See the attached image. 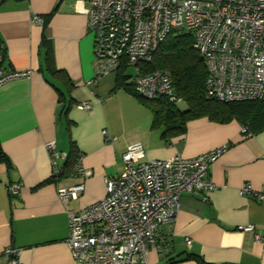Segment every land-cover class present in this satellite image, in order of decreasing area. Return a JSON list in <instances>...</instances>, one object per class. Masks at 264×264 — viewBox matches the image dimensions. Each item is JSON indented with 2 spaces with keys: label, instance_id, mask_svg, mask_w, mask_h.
I'll list each match as a JSON object with an SVG mask.
<instances>
[{
  "label": "crops",
  "instance_id": "crops-1",
  "mask_svg": "<svg viewBox=\"0 0 264 264\" xmlns=\"http://www.w3.org/2000/svg\"><path fill=\"white\" fill-rule=\"evenodd\" d=\"M85 7L78 0L0 2L3 66L31 71L0 86V142L12 163H0V264H7L8 246L21 249L20 264H84L67 242L69 212L106 196V179L123 171L122 155L134 142L145 145L146 160L194 158L228 145L210 166L216 188L183 194L174 220L149 248L148 264H264V202L240 193L244 184L264 191V129L244 132L238 119L222 123L203 115L188 121L184 134L164 138L153 112L118 86V71L98 75ZM34 15L44 22H33ZM131 68L127 84L137 76ZM83 101L91 109L80 108ZM52 141L67 153L58 177L47 148ZM77 164L92 175L75 176ZM79 182L85 190L63 203L59 188ZM12 184H20L18 194H10ZM248 224L261 241L238 229Z\"/></svg>",
  "mask_w": 264,
  "mask_h": 264
},
{
  "label": "built area",
  "instance_id": "built-area-1",
  "mask_svg": "<svg viewBox=\"0 0 264 264\" xmlns=\"http://www.w3.org/2000/svg\"><path fill=\"white\" fill-rule=\"evenodd\" d=\"M2 0H0L1 2ZM86 4L88 26L94 37L98 75L118 71L123 63L136 66L151 61L155 51L175 31L185 30L194 37V47L208 69L206 91L221 102L264 99V0H78ZM33 22L43 23L34 15ZM4 44L0 42V86L28 77L30 70L3 66ZM134 89L141 96L165 95L177 104L170 76L160 70L140 74ZM92 107L90 101L79 104ZM243 131H247L244 127ZM112 140L108 130H104ZM53 174L61 173L59 159L67 153L49 142ZM228 145L194 158L179 154L165 159L146 160L142 142L127 146L122 158L123 171L106 179L104 198L79 211L69 212L67 242L73 257L84 264H148L147 252L157 241L158 231L171 223L181 207L184 193L199 194L214 190L210 166ZM73 174L87 178L90 169L77 164ZM20 184L8 187L11 195L19 193ZM85 183L59 188L63 203L76 199ZM264 202V191L251 184L240 188ZM253 232L256 241L262 235L253 224L239 226ZM190 246L192 239L187 237ZM21 249L4 250L7 264H20Z\"/></svg>",
  "mask_w": 264,
  "mask_h": 264
},
{
  "label": "trees",
  "instance_id": "trees-1",
  "mask_svg": "<svg viewBox=\"0 0 264 264\" xmlns=\"http://www.w3.org/2000/svg\"><path fill=\"white\" fill-rule=\"evenodd\" d=\"M47 50L48 60H50V49ZM129 67L127 63H123L119 68L118 86L131 90L153 112V123L163 128L164 138L184 134L188 121L203 115L222 123L238 119L250 131L264 129V121H262L264 99L221 102L208 96L206 91L208 69L204 59L194 47L193 35L188 31L172 32L155 51L151 61L136 65L137 75L157 70L167 73L172 80L176 96L185 103V109L180 108L175 101L165 95L154 98L141 96L134 89V80L127 84L132 77L125 75ZM0 163L8 168L12 167L11 160L1 142ZM189 257L198 258L193 255Z\"/></svg>",
  "mask_w": 264,
  "mask_h": 264
},
{
  "label": "rangeland",
  "instance_id": "rangeland-1",
  "mask_svg": "<svg viewBox=\"0 0 264 264\" xmlns=\"http://www.w3.org/2000/svg\"><path fill=\"white\" fill-rule=\"evenodd\" d=\"M131 69H132V72L135 74V70L137 69V67L136 66H132ZM178 105L183 106V102H180Z\"/></svg>",
  "mask_w": 264,
  "mask_h": 264
}]
</instances>
